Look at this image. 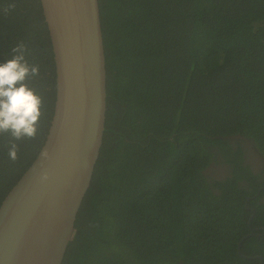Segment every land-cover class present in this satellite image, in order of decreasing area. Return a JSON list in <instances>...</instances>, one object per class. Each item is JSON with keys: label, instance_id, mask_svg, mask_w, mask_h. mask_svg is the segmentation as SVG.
<instances>
[{"label": "trees", "instance_id": "trees-1", "mask_svg": "<svg viewBox=\"0 0 264 264\" xmlns=\"http://www.w3.org/2000/svg\"><path fill=\"white\" fill-rule=\"evenodd\" d=\"M0 0V63L23 39L39 64L41 133L8 160L0 139V202L45 138L55 68L39 0ZM106 69L99 155L61 264H264L247 236L245 189L210 190L201 171L227 137L264 154V0H98ZM226 157V156H225ZM228 161H232L228 158ZM237 164V162L233 161ZM264 226V203L253 201ZM259 232H261L259 230Z\"/></svg>", "mask_w": 264, "mask_h": 264}, {"label": "water", "instance_id": "water-1", "mask_svg": "<svg viewBox=\"0 0 264 264\" xmlns=\"http://www.w3.org/2000/svg\"><path fill=\"white\" fill-rule=\"evenodd\" d=\"M39 2L55 97L42 145L0 202V264H61L103 137L106 69L98 0ZM44 148L51 156L46 180L38 167Z\"/></svg>", "mask_w": 264, "mask_h": 264}, {"label": "clouds", "instance_id": "clouds-1", "mask_svg": "<svg viewBox=\"0 0 264 264\" xmlns=\"http://www.w3.org/2000/svg\"><path fill=\"white\" fill-rule=\"evenodd\" d=\"M16 7L14 0L5 4L3 14L8 16ZM28 53L27 43L13 38L0 63V139L5 141L12 163L19 159L21 143L35 141L40 135L45 112L44 97L32 84L40 76V66L29 61ZM39 157L40 178L46 180V164L51 158L48 149L40 151Z\"/></svg>", "mask_w": 264, "mask_h": 264}, {"label": "flooded vegetation", "instance_id": "flooded-vegetation-1", "mask_svg": "<svg viewBox=\"0 0 264 264\" xmlns=\"http://www.w3.org/2000/svg\"><path fill=\"white\" fill-rule=\"evenodd\" d=\"M227 141L232 152H223L219 147L214 148L212 158L202 169L201 173L208 182L210 190L214 193L220 192L219 188L215 186V182H223L226 178L238 176L235 179V183L238 187L245 189L244 193H242L244 197L243 205L249 211L246 219L249 232L242 237L244 239L247 236H255L259 239L264 235V226L262 223H257V220L253 221L256 213L253 201L264 203V154L257 149L252 139L248 137L234 135L227 137ZM228 158L232 161L229 162ZM233 161L237 162V164H234ZM243 257L256 259L255 264H263L262 257L259 254L243 255Z\"/></svg>", "mask_w": 264, "mask_h": 264}]
</instances>
